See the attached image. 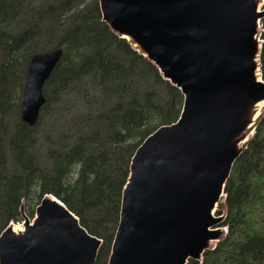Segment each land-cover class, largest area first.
I'll return each instance as SVG.
<instances>
[{"label":"water","instance_id":"95a60500","mask_svg":"<svg viewBox=\"0 0 264 264\" xmlns=\"http://www.w3.org/2000/svg\"><path fill=\"white\" fill-rule=\"evenodd\" d=\"M102 21L180 90L176 124L136 149L107 264H186L226 232L214 216L232 165L264 105L258 0H97ZM62 49L34 54L21 90V121L33 128L42 88ZM256 71L259 78L256 77ZM251 132V133H250ZM247 138V139H246ZM242 142V143H241ZM0 233V264H94L101 241L51 195L32 219ZM214 243V244H213Z\"/></svg>","mask_w":264,"mask_h":264},{"label":"trees","instance_id":"16d2710c","mask_svg":"<svg viewBox=\"0 0 264 264\" xmlns=\"http://www.w3.org/2000/svg\"><path fill=\"white\" fill-rule=\"evenodd\" d=\"M260 29L264 80V16ZM58 48L30 128L19 111L28 62ZM50 106L59 111L46 125ZM182 106L180 90L102 21L97 0H0V233L51 195L101 241L94 264H107L134 152ZM224 208L226 232L186 264H264V114L232 165Z\"/></svg>","mask_w":264,"mask_h":264},{"label":"rangeland","instance_id":"374dc122","mask_svg":"<svg viewBox=\"0 0 264 264\" xmlns=\"http://www.w3.org/2000/svg\"><path fill=\"white\" fill-rule=\"evenodd\" d=\"M264 5V1H263V3L259 6V7H262ZM58 108L57 107H51L50 106V108L46 111V113H45V115H44V124H48V123H54V121L53 122H51V120L54 118V117H56V115L58 114ZM65 111H66V108H64V110H63V114L61 115V116H58V118H57V121H63V119H64V115H65ZM264 114V105H262V107H261V110L259 111V115H258V118H259V116H261V115H263ZM55 119V118H54ZM43 124V125H44ZM45 125V126H46ZM42 128V127H41ZM60 128H62V127H59V129ZM45 128H43L42 129V131L44 130ZM253 131V130H252ZM43 133H46V130L43 132ZM251 133V132H250ZM215 212H219L220 214H222V215H224V212H225V208H224V200H223V198H221L220 199V201L217 203V205H216V208H215ZM215 212L213 213V215L214 216H216L215 215ZM20 227L21 225L20 224H18V225H12V227L14 228V227ZM21 229H22V226L20 227ZM16 231H18V230H16ZM214 244V243H213Z\"/></svg>","mask_w":264,"mask_h":264},{"label":"bare ground","instance_id":"6f19581e","mask_svg":"<svg viewBox=\"0 0 264 264\" xmlns=\"http://www.w3.org/2000/svg\"><path fill=\"white\" fill-rule=\"evenodd\" d=\"M263 1L264 0H258V2H257V5H258V8H259V6L263 3ZM101 14V13H100ZM110 29V28H109ZM111 30V29H110ZM39 54V53H38ZM26 73H27V70H26ZM26 77V76H25ZM256 77L257 78H259V73H258V71H256ZM262 105H263V103H259V104H257L256 105V107H255V110H256V113H255V115H254V117H257L258 115H259V111L261 110V107H262ZM247 139V138H246ZM242 143V142H241ZM21 227V226H20ZM20 227H14L12 230L14 231V232H19V231H21L22 229L20 228ZM16 230H18V231H16Z\"/></svg>","mask_w":264,"mask_h":264}]
</instances>
